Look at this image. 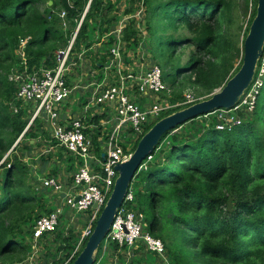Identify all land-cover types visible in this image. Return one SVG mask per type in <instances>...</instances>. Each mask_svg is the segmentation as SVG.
I'll return each mask as SVG.
<instances>
[{"label":"trees","instance_id":"trees-1","mask_svg":"<svg viewBox=\"0 0 264 264\" xmlns=\"http://www.w3.org/2000/svg\"><path fill=\"white\" fill-rule=\"evenodd\" d=\"M122 2L132 7L119 38L113 28ZM244 2L251 9L245 41L258 0ZM237 8L236 0H0V264H66L81 235L71 232L69 237L60 236L64 216L62 229L44 234L38 241L41 251L38 256L34 254V226L54 207L47 198L50 189L31 184L33 176L26 158L34 146H50L51 157L69 165L76 159L50 139L44 114L32 121L35 106L17 100V88L10 76L22 68L21 42L26 41L25 55L31 70L54 69L58 66L56 53L69 47L79 29L70 64L80 70L81 58L89 61L84 67L97 72V82L111 66L114 56L110 51L119 40L127 48L147 50L161 68L167 87L160 96L175 106L163 112L157 123L207 100L238 73L244 41L241 49L243 28L235 20ZM140 11L144 18L137 19ZM62 13H66L64 19ZM138 24H143L147 39ZM109 31L114 32L108 35ZM101 43L108 48L104 55V46L94 50ZM121 58L124 61L122 54ZM72 83L67 79L69 87ZM252 88L253 84L246 93ZM187 90L195 94L192 103L185 98ZM226 112H233L241 124L221 131L218 126L224 123ZM232 112L221 110L201 116L166 134L152 160L143 163L133 180L134 201L129 207L144 216L146 231L164 243L173 264H264V78L254 109L243 107ZM104 116L88 118L97 126L95 132L86 133L98 151V127ZM49 178H57V172ZM55 235L57 243L50 238ZM56 246V255L42 257L43 250L50 252ZM138 247L137 256L147 254L151 264H162L160 256L141 243ZM112 249L132 250L118 245ZM103 250L104 243L96 264ZM36 256L38 259L31 263Z\"/></svg>","mask_w":264,"mask_h":264},{"label":"built area","instance_id":"built-area-1","mask_svg":"<svg viewBox=\"0 0 264 264\" xmlns=\"http://www.w3.org/2000/svg\"><path fill=\"white\" fill-rule=\"evenodd\" d=\"M65 16L66 13H62L63 19ZM122 29L123 23L117 30L119 38ZM74 41L75 39L72 40L67 49L56 53L58 63L56 68H35L33 70L29 68L25 55L26 41H22L19 50L22 68L14 71L10 76V82L14 83L17 88V100L25 105L33 104L35 106L32 121L42 114L50 117L54 139L59 143V146L65 148L67 153L77 160L76 171L72 175L73 182L69 191L58 178L44 179V188L57 193L63 198L61 200L64 201V204L54 209L50 215L37 220L33 229V251H35L38 247V241L44 234L57 232L61 225V219L64 217L65 209L87 215L89 220L86 223V229L80 235L79 242L66 264H71L73 258L83 248L84 242L89 240L94 232L96 222L110 198L118 178L116 167L129 160L132 147L139 138L141 139L146 134L147 127L155 123L163 112L173 109L165 103H160L157 99L160 93L166 90L161 68L154 65L143 75L126 72L121 67L122 42L119 40L117 46L111 50L114 59L108 68L112 70V63H117L112 77L115 82L108 81L109 78L105 83L98 86L97 94L93 95L84 107L83 118H75L65 124L57 122V106L67 102L72 95L67 79L72 68L76 67L74 64H70V54ZM259 67L257 81L256 78L254 80V88L243 97L232 111H238L243 107H246L248 111L254 109L258 93L256 88L261 86V79L264 77V54L259 62ZM134 91L145 99L150 97L155 98V100L153 103L139 105L138 101H135ZM100 106L105 109L102 115L106 114V116L99 124L101 134L98 137V142L104 155V159L99 161L96 158L97 148L92 136L86 132L87 130L95 132L97 129V126L94 123L91 124L88 118L97 116L95 111ZM106 109H108L107 112ZM222 119L224 123L218 126L221 131L227 127L231 128L241 124L233 112L231 114L226 112ZM126 135H130L129 140L125 139ZM147 160L150 162L152 156ZM77 199L79 200L77 201ZM133 201L134 195L130 188L124 205L119 210L104 242V250L111 249L113 245L133 249L141 243L148 251L165 260L167 255L164 243L146 231L144 216L129 207ZM95 205L98 206L96 209H94Z\"/></svg>","mask_w":264,"mask_h":264},{"label":"water","instance_id":"water-1","mask_svg":"<svg viewBox=\"0 0 264 264\" xmlns=\"http://www.w3.org/2000/svg\"><path fill=\"white\" fill-rule=\"evenodd\" d=\"M263 54L264 0H258L256 16L244 41L243 63L238 73L210 98L159 120L141 138L129 160L116 167L118 178L113 192L96 222L94 232L73 264H96L97 253L110 233L119 210L124 205L136 174L142 169L143 163L155 153L163 137L201 116L235 109L254 83ZM97 207L95 205L94 209Z\"/></svg>","mask_w":264,"mask_h":264},{"label":"rangeland","instance_id":"rangeland-1","mask_svg":"<svg viewBox=\"0 0 264 264\" xmlns=\"http://www.w3.org/2000/svg\"><path fill=\"white\" fill-rule=\"evenodd\" d=\"M128 1L131 2V0H128ZM236 3L238 5V8L235 10V20L243 28L242 34L240 35V48L243 49L244 35L246 33L248 21L250 20V17H251V11H250L251 9L249 8V10H248L245 7L244 0H236ZM50 4H52V3L50 2ZM131 7H132L131 4L128 2H122L119 5V7H118V10L120 12L119 20H118V23L114 26L113 30L114 29L118 30L119 27L122 25V23H123V27L126 26V23L128 24V22H126V21L128 20L129 16H127L126 13L131 10ZM135 17L137 19L144 18V13H142V11H140V12H138V14ZM137 28L143 31L142 37L144 39H147V35L144 32L143 24H138ZM78 31H79V29L77 30V32L75 34L76 36L78 34ZM112 32H114V31H109L108 35H110ZM94 36H95V39L97 40L98 35L95 34ZM105 38L103 39L104 43H108L109 39L105 40ZM145 42L146 41H144V44H146ZM99 45L95 46L94 50L97 51L98 48H101L104 46L106 50H103V48L101 50L103 53L102 55H104L105 54L104 52H107L108 48L102 43ZM121 49H122L121 54H122V57L125 61V62L122 61L121 67L126 72H132L135 75H143L145 73H140L141 71H147L148 72L150 70V68L153 67V65H155L152 61V57L150 56V54L145 49L143 50L141 48H136V47L135 48H133V47L127 48L126 45H124L123 43L121 44ZM82 63H84V66H85V65H87L86 63H89V61L83 60ZM239 64H240V61L237 65V67H239ZM84 66H82L80 70H75L73 67L72 71H71V74H72L71 79L73 77L76 78V80H75L76 87H74V88H77L76 90H74V88H71V90H72V93L76 92L78 97H79V100H78L79 107H83L85 105L83 102H85V101L87 102L88 100H90L93 97V95L97 94L98 86L100 85V84H95V85L91 86L92 83H97V72L91 68H88V70H87L86 67H84ZM114 67L115 68L117 67V63L115 64V62L112 63L111 69L113 70ZM112 70L106 69L105 74L109 75L110 71H112ZM114 72L115 71H112L110 73L111 78L114 76ZM101 73L102 72L100 71V74ZM84 75H88L89 77H91L92 82L89 83L88 81H86V79H84ZM263 78L261 79V86H262ZM256 81H257V78H256ZM254 85H255V82L253 84V88H254ZM261 86L256 88L257 92ZM84 88H85V90H84ZM166 90H167V87H166ZM134 93H137V92L134 91ZM194 95L195 94L193 92H191L190 90H187V92L185 94V98H186V100H188L187 103L193 102V98L195 99ZM168 96L170 97V94H168ZM141 98H143V97H141ZM146 98L148 101L151 99L150 103H153L155 100V98H150V97H146ZM157 99L160 101V103H165V104H167L173 108L175 107L173 105H170V103L167 100H164L163 95L162 96L159 95L157 97ZM61 106H62V109H63V107H67V108L72 107L73 108L72 103H68V102L62 103ZM30 118H31V116H30ZM125 139L129 140L130 135H126ZM31 147H32V145L30 146V149H32ZM50 150H51L50 146L49 147L34 146L32 151H30V154L26 158V163H28V167H30V171H31L30 173L33 176L32 180H31V184L33 183V184L37 185L40 189L43 187V185L40 181L46 179V176H47V178H49V174H52L54 171V167H55L54 161L56 160V157L54 155H52V157H51L52 151H50ZM62 170H63V167H62ZM66 177H67V174L64 173V177L62 179L65 180ZM47 198L49 199V202H51L52 205L55 207V205H58L60 203L61 197L57 193L52 192V193L48 194ZM66 214H67V209H65V214H64L65 217H66ZM82 215H86V214H82ZM76 219H74V221L73 220L71 221V219L63 218L62 222H63L64 230H62L60 232L61 237L62 236L69 237L71 232H72L71 235H75V233H77V232L82 234L85 231L86 223L88 222L89 218H86V219L76 218ZM61 229L62 228H58V230H61ZM50 238L54 242L57 243L58 237L56 235L52 236ZM133 250H139V248H134ZM38 253H40V252H38ZM38 253H37V256H38ZM55 253H57V246L50 252H48L47 249L43 250L42 257H44V255H45V258H46V255L47 256L49 255V257H52L53 255H56ZM101 254H102V256H101L98 264H133L134 262H137V264H151L149 261L150 258L147 256V254H141V255L137 256V254L134 253L133 251H131L130 253H125L122 251H119V252L115 251L111 248L110 251L108 250V252L106 250H103ZM37 256L34 257L33 260L30 262L35 263V260L38 259ZM58 259H60V258H58ZM133 259H134V261H133ZM42 260H43V258H42ZM160 263H162V264H173V262L170 261L168 257L165 260L163 258H162V260L160 259Z\"/></svg>","mask_w":264,"mask_h":264},{"label":"crops","instance_id":"crops-1","mask_svg":"<svg viewBox=\"0 0 264 264\" xmlns=\"http://www.w3.org/2000/svg\"><path fill=\"white\" fill-rule=\"evenodd\" d=\"M82 57V56H81ZM83 62V59L81 58V63ZM83 66H84V63H82ZM154 66V65H153ZM88 70V69H87ZM145 70V69H144ZM72 71V70H71ZM71 71L70 73L68 74V79L71 78ZM147 71H141L140 73H146ZM115 73V72H114ZM111 78V75L109 73V75L105 74V77L103 79H101V81L97 82V83H92L91 86L95 85V84H102V83H105L107 79ZM84 79H86V81H88L89 83L92 82V78L89 77L88 75H84ZM112 79V78H111ZM109 79V80H111ZM72 85L70 86V88H74L76 87L75 85V80L76 78L73 77L72 79ZM108 80V81H109ZM86 88V87H85ZM84 88V90H85ZM77 88H74V90H76ZM74 94V95H73ZM72 96V97H71ZM70 96V100H68L67 102L68 103H72V107H63L62 109V106L61 105H58L57 106V113H58V118H57V122H60V124H65V123H68L70 120H73L75 118H79V117H84V107L86 106L87 102H83L85 105L83 107H79L78 105V100H79V97L77 95V93H72V95ZM134 98H135V101H138V104L139 105H145V104H148L151 102V99L148 101L147 99H144V98H141L137 93H134ZM105 109L103 107H100L98 108L95 112V114L97 115V117H100V116H103L102 115V112L104 111ZM108 109H106V112H107ZM45 116V121H46V130L49 132V136H50V139L52 138L53 140L54 139V130L52 129V125H51V121H50V117H47L46 114H44ZM48 120V121H47ZM104 120V118L101 120V122ZM99 128V127H98ZM100 129V128H99ZM53 151V150H52ZM96 158L100 161V160H103L104 159V155L103 153L100 151H96ZM63 161H66V160H63ZM55 162V167H54V171L57 172V178L64 184V186L66 187L67 191L70 190V186L72 185V182H73V179H72V175L75 171V168L77 166V160L76 162H73L74 165H70L69 164H66L64 162H62L61 160H59L58 158H56V160L54 161ZM61 162V163H60ZM62 167H63V170H62ZM65 169V170H64ZM72 169V170H71ZM53 171V172H54ZM64 173L67 174V177L65 180H63L62 178L64 177ZM69 174V175H68ZM47 178V176H46ZM43 181L44 180H41L40 182L42 183L43 185ZM44 187V186H43ZM42 187V189H43ZM49 193H52L53 191H48ZM63 198H60V203L58 205H55L54 209L58 208L60 205H63L64 204V201L61 200ZM50 206V204H48ZM65 218H68V219H71V221L76 218H80V219H86L87 216L86 215H82V214H77L75 212H73L72 210L70 209H67V214H66V217ZM77 220V219H76ZM135 248H139L138 246L135 247ZM134 249V248H133ZM131 250L133 251L134 253L137 251V250ZM38 251H41V248L38 246L36 248V250L34 251V254L37 255ZM108 252V249L106 250ZM131 251L128 250V252H125V253H130Z\"/></svg>","mask_w":264,"mask_h":264},{"label":"clouds","instance_id":"clouds-1","mask_svg":"<svg viewBox=\"0 0 264 264\" xmlns=\"http://www.w3.org/2000/svg\"><path fill=\"white\" fill-rule=\"evenodd\" d=\"M52 3V2H51ZM258 68H259V66H258ZM257 75V74H256ZM256 78V77H255ZM254 84V83H253Z\"/></svg>","mask_w":264,"mask_h":264},{"label":"bare ground","instance_id":"bare-ground-1","mask_svg":"<svg viewBox=\"0 0 264 264\" xmlns=\"http://www.w3.org/2000/svg\"><path fill=\"white\" fill-rule=\"evenodd\" d=\"M247 94V93H246ZM236 128V127H235Z\"/></svg>","mask_w":264,"mask_h":264}]
</instances>
